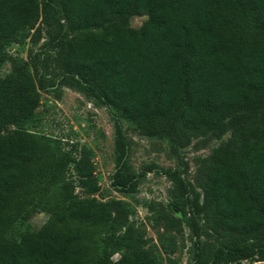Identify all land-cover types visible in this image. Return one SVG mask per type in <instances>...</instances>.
<instances>
[{
	"label": "trees",
	"instance_id": "16d2710c",
	"mask_svg": "<svg viewBox=\"0 0 264 264\" xmlns=\"http://www.w3.org/2000/svg\"><path fill=\"white\" fill-rule=\"evenodd\" d=\"M133 16L146 19L132 28ZM39 19L53 29L31 69L13 67L0 78V264H157L129 228L120 236L122 202L76 195L70 164L80 188L99 191L90 157L34 130L40 93L54 87L77 89L108 109L110 187L120 194L135 192L151 171H126L120 117L158 139L179 128L222 132L229 125L238 142L212 150L201 201L179 168L162 172L183 199L171 212L192 231L191 264H264V0H0V48ZM89 28L101 31L69 37ZM48 49L59 54L56 81L41 64ZM36 211L47 216L39 228L9 236ZM199 216L219 239L207 259Z\"/></svg>",
	"mask_w": 264,
	"mask_h": 264
},
{
	"label": "rangeland",
	"instance_id": "374dc122",
	"mask_svg": "<svg viewBox=\"0 0 264 264\" xmlns=\"http://www.w3.org/2000/svg\"><path fill=\"white\" fill-rule=\"evenodd\" d=\"M145 16H133L126 25L138 28ZM49 28L39 19L34 29L27 31L17 42H10L0 48L6 61L0 65V78L13 67L31 69V56L40 51L49 40ZM101 28H89L69 34L77 39L100 33ZM43 70L52 81L61 73L60 58L56 50H44L40 58ZM57 88V87H56ZM58 96V97H57ZM34 130L62 139L64 149L76 156L86 154L94 166V177L100 188L95 194H87L78 186L73 164L68 175L72 177L75 193L79 198H95L99 202L120 201L125 205L126 226L120 236L131 231L132 241H138L156 259L157 264H191L194 251V237L183 218L171 212L172 202L181 203L182 197L163 171L179 168L182 178L189 184L201 201L200 186L211 165L213 149L231 142L236 145L238 136L229 125L222 131L184 132L176 129L171 138H153L141 135L135 126L120 117L126 136L129 153L126 171L137 174L146 171L135 192L120 194L110 187L115 171L114 126L107 108L97 106L91 98L77 89L60 87L40 93V104L36 112ZM12 127L8 128V132ZM47 219L46 214L36 211L25 222L17 223L9 236H15L25 228L36 230ZM203 230L201 238L205 259L216 247L218 237L211 232L207 223L198 217ZM221 240V239H220ZM113 260L119 258L116 254ZM239 264H259L243 261Z\"/></svg>",
	"mask_w": 264,
	"mask_h": 264
}]
</instances>
